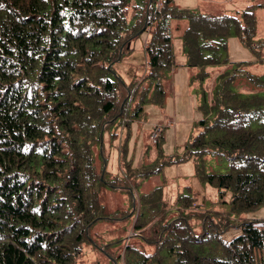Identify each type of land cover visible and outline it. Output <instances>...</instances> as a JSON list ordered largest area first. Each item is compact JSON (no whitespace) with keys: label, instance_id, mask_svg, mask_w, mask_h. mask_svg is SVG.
I'll use <instances>...</instances> for the list:
<instances>
[{"label":"trees","instance_id":"1","mask_svg":"<svg viewBox=\"0 0 264 264\" xmlns=\"http://www.w3.org/2000/svg\"><path fill=\"white\" fill-rule=\"evenodd\" d=\"M138 1L0 0V264H81L91 228L101 220L129 224L116 239L126 244L115 264L124 257L125 264H264V219L238 220L264 207V97L230 88L241 76L257 86L264 79L244 71H234L213 96L203 91L204 118L184 153L185 160L229 159L227 174L205 173L198 163L196 173L220 193L232 192L231 211L197 210L188 188L172 212L159 188L141 196V211L132 198V212L120 208L109 215L108 186L127 191V182L133 189L174 162L164 158L160 135L154 142L160 169L135 171L128 164L126 180H106L102 146L105 130L126 117L134 98V115L144 113L149 88L150 100L164 106V72L177 67L170 21H189L182 41L186 66L197 71L196 86L208 77V67L228 62L216 52L228 50L233 32L264 59L253 6L233 17L194 14L171 6L173 0H144L142 9ZM144 32L150 83L140 92L137 83L127 86L110 74ZM100 144L103 167L94 154ZM126 156L124 150L123 161ZM192 219L203 223L200 234ZM235 227L240 233L225 240ZM132 240L152 252L138 250ZM136 253L140 257L132 261Z\"/></svg>","mask_w":264,"mask_h":264},{"label":"rangeland","instance_id":"2","mask_svg":"<svg viewBox=\"0 0 264 264\" xmlns=\"http://www.w3.org/2000/svg\"><path fill=\"white\" fill-rule=\"evenodd\" d=\"M136 5L144 9L145 1L139 0ZM262 5H264V0H173L171 4L173 7L188 9L194 14H226L233 17H238L245 9L253 6L252 10L257 20L255 41L258 43L264 42V6ZM188 24V19L170 21L172 47L177 67L164 72L163 84L168 91L164 106L160 107L150 100L152 89L149 88L147 99L142 102L144 113L141 116L134 115L136 110L133 107L139 100V97H136L130 102L126 117L105 130L102 146L107 159L106 180H115L116 176L126 180L124 177L130 172L128 164L135 171H140V168H146L144 172L160 169L162 161L159 159L154 141L150 138L155 132L164 136V158L174 160L173 163L166 164L163 172L151 173L147 179L133 189L129 188L127 182L123 185L128 189L127 191L112 189L108 186L107 205L109 215L112 217L123 212L119 210L120 208L132 212V198L138 201L137 212L141 211V206H139L141 196L148 195L159 188L163 190L164 198L172 207V212L178 207L180 195L188 188L192 190L191 196L196 195L197 210L225 214L231 211L232 192L220 193L219 189L203 181L196 173L198 163L205 173L227 174L230 172L229 159L207 155L201 159L195 160V157H192L190 160H185L184 153L190 141L198 135V124L204 118L199 109L203 91L209 95L208 97L213 96V93L221 88L225 79L233 75L236 70L264 79V59L260 61L248 48L242 46L233 32L226 40L228 50L219 48L216 52V55L223 59L227 58L228 62L208 67V77L196 86L193 77L197 71L181 65L187 60L186 49L183 47L181 37ZM147 44L148 33L146 32L133 39L132 51L125 53L123 58L113 65V73L110 77H119L127 86L135 82L140 86V92L148 87L150 80L147 76L149 73ZM212 54L207 53L208 56ZM242 62L244 65L239 66L238 63ZM230 88L242 96L264 97V86H257L243 76L234 79ZM124 150L127 153L125 161H123ZM94 154L98 161L97 166L103 167L101 144L94 147ZM137 178L140 179V177ZM174 216L176 218V215ZM128 217L130 218L131 214ZM256 219H264V207L245 213L238 220ZM189 222L195 234L203 231L201 221L192 219ZM122 226L129 227V224L126 221L113 220H101L95 223L91 228V238L83 246L81 264H115L114 260H119V255L124 256L126 241L118 243L116 240ZM239 233V229L236 228L224 234L223 238L231 240ZM132 243L138 250L148 254L152 252L149 246H144L139 241ZM138 257L140 255L136 253L132 261ZM125 263L124 257L118 264Z\"/></svg>","mask_w":264,"mask_h":264},{"label":"clouds","instance_id":"3","mask_svg":"<svg viewBox=\"0 0 264 264\" xmlns=\"http://www.w3.org/2000/svg\"><path fill=\"white\" fill-rule=\"evenodd\" d=\"M155 133H157V132H155ZM155 133H154V134H155ZM154 134L152 135V137H151V138H152V140H153L154 142H156V141L158 140V137H159V135H160V134H159V133H157V134H159V135L157 136V138H156V139H154V138H153Z\"/></svg>","mask_w":264,"mask_h":264},{"label":"crops","instance_id":"4","mask_svg":"<svg viewBox=\"0 0 264 264\" xmlns=\"http://www.w3.org/2000/svg\"><path fill=\"white\" fill-rule=\"evenodd\" d=\"M171 29H172V27H171ZM184 33V32H183ZM171 34H172V32H171ZM182 36H183V34H182ZM182 38V37H181ZM182 44H183V41H182ZM184 47V46H183ZM181 65H183V66H185L186 65V61L185 62H183Z\"/></svg>","mask_w":264,"mask_h":264},{"label":"built area","instance_id":"5","mask_svg":"<svg viewBox=\"0 0 264 264\" xmlns=\"http://www.w3.org/2000/svg\"><path fill=\"white\" fill-rule=\"evenodd\" d=\"M157 136H158V134H157V133H155V134H154V136H153V138H154V139H156V138H157Z\"/></svg>","mask_w":264,"mask_h":264}]
</instances>
